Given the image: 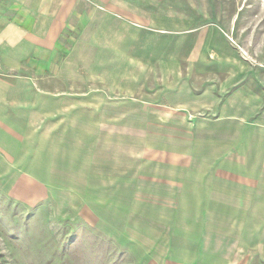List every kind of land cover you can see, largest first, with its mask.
<instances>
[{"label": "rangeland", "instance_id": "rangeland-1", "mask_svg": "<svg viewBox=\"0 0 264 264\" xmlns=\"http://www.w3.org/2000/svg\"><path fill=\"white\" fill-rule=\"evenodd\" d=\"M60 1L58 60L73 57L67 72L89 80L42 84L71 94L66 116L47 110L38 133L9 132L0 148V264H264V213L230 192L224 170L240 120L222 112L242 63L264 70V0ZM176 84L201 101L191 116L146 100ZM98 90L100 108L126 112L120 133L111 117L80 115V94ZM108 132L124 144L102 142ZM89 157L103 164L92 173Z\"/></svg>", "mask_w": 264, "mask_h": 264}, {"label": "crops", "instance_id": "crops-1", "mask_svg": "<svg viewBox=\"0 0 264 264\" xmlns=\"http://www.w3.org/2000/svg\"><path fill=\"white\" fill-rule=\"evenodd\" d=\"M59 4H62L64 8L67 2L63 1L62 3L61 0ZM56 5L57 0H0V148L2 149L7 146L9 132L38 133L35 126L37 128L36 124L41 114L48 113L47 110L49 111L47 115L53 116L54 119H57V116H66L67 107L72 106L71 94L52 92L51 88L48 92H42L40 88L42 84H46L48 81V84L52 86L70 85L74 79H78L81 84H85L84 86L88 84L85 81H88L89 77H74L70 71L67 72V68H70L69 63L76 62L73 61V57L70 56V59L66 58L64 61L58 60L57 52L62 50V47L58 48L55 44L58 36L57 25L54 23L57 16ZM42 21L45 24L42 25ZM42 26H44V30H42ZM42 37L44 38L42 39ZM79 49H76L75 53L86 52L89 48L80 45ZM92 49H95L92 51L96 53L104 51L102 49L98 51L97 47ZM247 61L242 63L243 74L238 88L236 87L239 92H236L232 98L226 99L222 107L223 115L226 118L240 120L238 131L234 130L238 138L235 141L236 145L233 140L226 143L228 151L223 163L224 170L228 175L226 180L230 182V192H233V189L242 190L241 196L245 202L256 205V207L254 206L255 211L253 208L252 212L264 213V70L259 66L250 65ZM80 63H83V58L80 59ZM46 70L48 76L44 74ZM15 86H19L22 91L15 92ZM26 86L27 88H25ZM111 90L113 88L104 89L106 92ZM98 92L95 93V96H90L89 93L80 94L78 102L80 111H85L80 115L111 117V125L109 124L107 127H110L109 130L112 132L120 133L122 130L119 125L121 123L117 119L121 116L120 109L100 108L103 106L100 103L105 100V94L101 93V90ZM181 93L179 84H176L160 88L155 93L158 97L146 100L152 106L161 105L167 111L166 116L171 112L191 116L192 112L198 109L199 104L201 105V101L186 100ZM106 99L117 105L125 102L117 98ZM42 101H47L48 104L42 105ZM58 105L64 107L60 110L61 112H57ZM90 106L94 107V110H89ZM132 114H136L135 110H132ZM125 115L126 112L123 111L122 116ZM227 131L229 133L228 128ZM88 140L89 137L86 138V141ZM97 141L92 139L95 145ZM104 141L112 142L114 148L124 144L118 135L111 132L104 133L102 142ZM150 153L151 151H148V156ZM89 158L90 164L87 163V173H92L93 167L103 165L99 159L95 161V159ZM159 163L167 165L163 157ZM175 165H179L178 161L168 162L167 169L171 167V170L174 171L176 170ZM167 177L169 178V176ZM87 179H94V177L90 176ZM151 179L153 180L148 176L146 179L138 180L137 189L145 190L146 183H151ZM98 180H100V176H97Z\"/></svg>", "mask_w": 264, "mask_h": 264}]
</instances>
